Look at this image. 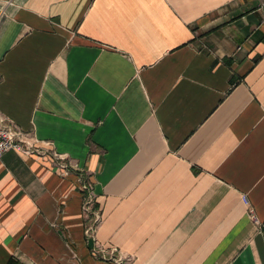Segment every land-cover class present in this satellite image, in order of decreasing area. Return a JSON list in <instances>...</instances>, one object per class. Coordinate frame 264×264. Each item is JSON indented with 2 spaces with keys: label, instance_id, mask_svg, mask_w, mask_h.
Instances as JSON below:
<instances>
[{
  "label": "crops",
  "instance_id": "obj_1",
  "mask_svg": "<svg viewBox=\"0 0 264 264\" xmlns=\"http://www.w3.org/2000/svg\"><path fill=\"white\" fill-rule=\"evenodd\" d=\"M0 118L74 167L2 156L0 264H264V0H0Z\"/></svg>",
  "mask_w": 264,
  "mask_h": 264
},
{
  "label": "built area",
  "instance_id": "obj_2",
  "mask_svg": "<svg viewBox=\"0 0 264 264\" xmlns=\"http://www.w3.org/2000/svg\"><path fill=\"white\" fill-rule=\"evenodd\" d=\"M9 151L19 153L23 156H34L39 160L47 162L52 168H55L60 176L65 177L70 174V171L74 170L72 164L69 163L68 160H66V158H64L62 155L51 150H42L40 147L28 143L26 141V134L6 120L0 118V159L5 153ZM83 191H87L86 184L84 185ZM241 201L243 205L248 208L252 223L254 225H258V221L250 208L247 198L242 196ZM85 205L87 208H91L92 200L87 199ZM85 213H87V211ZM93 215H95L96 219L95 222H92V224L86 230V235L88 237L93 235L96 228L98 213L93 212Z\"/></svg>",
  "mask_w": 264,
  "mask_h": 264
},
{
  "label": "trees",
  "instance_id": "obj_3",
  "mask_svg": "<svg viewBox=\"0 0 264 264\" xmlns=\"http://www.w3.org/2000/svg\"><path fill=\"white\" fill-rule=\"evenodd\" d=\"M6 264H19V263H17L13 259H9V261Z\"/></svg>",
  "mask_w": 264,
  "mask_h": 264
},
{
  "label": "rangeland",
  "instance_id": "obj_4",
  "mask_svg": "<svg viewBox=\"0 0 264 264\" xmlns=\"http://www.w3.org/2000/svg\"><path fill=\"white\" fill-rule=\"evenodd\" d=\"M14 261H16V260H14ZM17 263H19V264H22L21 262H19V261H16Z\"/></svg>",
  "mask_w": 264,
  "mask_h": 264
}]
</instances>
